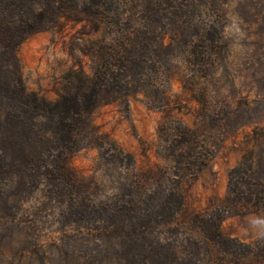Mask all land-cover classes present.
Segmentation results:
<instances>
[{
    "label": "rangeland",
    "instance_id": "obj_1",
    "mask_svg": "<svg viewBox=\"0 0 264 264\" xmlns=\"http://www.w3.org/2000/svg\"><path fill=\"white\" fill-rule=\"evenodd\" d=\"M17 1L0 0V18L3 7H7L14 24ZM137 2L136 14L141 9ZM207 3L203 17L213 19L222 37L221 45L209 47L206 37L199 40L185 24L182 34L170 37L173 20L169 14L163 16L152 27L164 35L168 47L164 61L155 58L159 70L153 79L147 81L144 68L132 74L126 66L108 63L101 95L83 105L79 118L83 120L82 128L73 123L78 139L69 153L62 149L66 164L78 177L79 186L87 191L89 206L98 208L100 201L104 213L74 208L63 215L60 208L65 197L51 196L44 177H39L36 187L31 176H23L22 180L14 173L10 161L17 162V158L7 147L9 137L3 135L0 94V264H105L104 256L111 259L110 249L107 239L97 233L105 230L108 245L118 249L114 242L122 234L120 225L114 226L109 220H121L122 215L116 211L122 210L119 206L126 191L138 189L140 199L152 195L149 201L155 207L162 202L158 190L175 183L183 194L186 211L206 207L211 213L222 214L219 229L225 236L244 242L264 238V209L233 210L232 201L237 198L229 180L231 167L248 156L259 176L264 174V0ZM68 4L76 6L75 18L60 17L55 24L43 15L44 27L28 33L15 48L25 91L49 105L61 103L63 96L70 98L78 86L88 92L89 85L85 87L75 76L80 75V69L93 76L97 68H103L101 50L113 52L116 38L128 25L99 21L94 11L103 9L104 4L95 6L91 0H71ZM30 8L34 13L43 12L37 2H31ZM193 12L196 18V9ZM2 39L3 31V67ZM188 39L199 44L198 54L209 50L200 70H193L191 57H186L191 43ZM125 48L131 45L127 43ZM5 62L12 68L11 60ZM34 121L51 139L49 128L54 122L41 114ZM183 123L197 131L202 145L199 153L189 158L192 161H186V174L177 177L185 160L177 163L169 145L171 140L181 139L176 126ZM56 151V145L50 148L52 154ZM70 195L73 201L78 199L73 188ZM234 205L240 207L238 202ZM108 210L116 214L105 215ZM157 214L152 213L145 221L147 235L183 241L186 228H175L168 217Z\"/></svg>",
    "mask_w": 264,
    "mask_h": 264
},
{
    "label": "trees",
    "instance_id": "obj_2",
    "mask_svg": "<svg viewBox=\"0 0 264 264\" xmlns=\"http://www.w3.org/2000/svg\"><path fill=\"white\" fill-rule=\"evenodd\" d=\"M68 1L71 0H18L17 9L19 10L15 13L17 21L14 24L12 12H7L6 9L9 8L3 7V17L0 18V32L3 31V67L0 63L3 135L9 137L6 139L7 147L10 154L17 158V162H13L12 159L10 161L14 167V173L22 180L26 176H31L32 184L34 183L36 187L40 183L39 177H44L51 196L65 197L63 200L65 204L60 208L61 214L64 215V212L74 208L79 210L91 208L93 211L104 213L105 207L101 205L100 201L97 203L98 208L93 207L92 209L89 206L88 193L79 186L78 177L67 166L66 154H63L62 149H67L69 153L77 141L76 129L82 128L80 123L83 120L79 118L84 111L83 105L86 101L93 99L95 101L96 97L101 95V83L104 84L106 83L104 81L107 80V64L118 63L126 66L132 71V74H137L144 68L147 71L144 72L147 81L149 82L148 79L152 80V76L159 70L155 58L164 61L166 59L164 53L168 47L164 35L157 33L152 25L160 23L163 16L167 14L173 20V26L169 28L170 37L182 34L183 24L190 27L199 40L204 39L203 36L206 37L209 47L221 45L222 37L219 32H216L213 19L203 17V13L207 10L206 4L211 0H197V3H194L193 0H153L152 4L151 0H91L92 5H106L103 9L94 11V14L97 13L99 21L103 23L125 22L128 24L127 28L120 32L116 38L118 49L114 48L113 52H107V49L101 50L99 54L100 67L103 68H97L93 76L83 73V70L80 69V75L75 76V80L83 83L85 87L89 85L88 92L80 90L81 86H78L70 98L63 96L61 103L49 105L47 101L38 100L34 93L25 91L19 74L15 48L28 33L44 27L43 15L46 20L55 24L59 22L60 17L75 18L77 8L74 5L70 6ZM137 1H140L141 9L136 14L134 8L138 4ZM31 2L41 4L43 12L34 13L30 8ZM194 9L197 11L196 18H193ZM88 11L93 13L91 8ZM138 21H140V27L137 26ZM128 28L131 29L128 30ZM188 41L191 40L188 39ZM127 43L131 45V48H125ZM189 45L186 57H191L190 63H192L193 70H200L206 63L209 50H202V53L198 54L196 46L199 44L193 40ZM211 51L217 52V50ZM5 60H11L12 68L7 66ZM111 78L115 79V76ZM67 102L71 103L69 107ZM37 114L45 115L48 121L54 122L49 128L51 139L40 131V127H37V123L34 121ZM73 123L77 125L76 129ZM192 129L185 123L177 125L176 130L181 139H173L176 142L171 140L172 146L168 144L171 148L170 153L175 155L177 163L185 160L177 177L186 174L185 171L189 169L186 161L191 162L192 159L189 158H194L202 145L198 139L197 131ZM54 145L57 146V151L52 154L50 148ZM176 145H178L177 149ZM254 166L252 157L248 156L244 157V160L237 161L231 167L229 173L231 191L237 198L235 202L232 201L231 208L235 211L264 209V174L260 173L259 176L258 170ZM28 169H32L33 172L27 173ZM232 174L234 175L232 176ZM157 178L158 181L162 180L160 174ZM72 188L78 195L76 201H73L70 195ZM158 191L163 195L162 202L155 207L149 201L152 195L140 199L141 194L138 189L126 191L127 196L119 206L122 210H117L113 206V211L117 210L116 213L120 212L122 215L120 216L121 220L115 223L108 218L115 224L114 226L120 225L122 234L114 242L118 249L108 245L107 236L109 234L105 230L96 232L98 236H104L103 239H107L108 244L106 245L110 249L111 259L109 261V255L104 256L105 264H264V238L260 241L244 242L234 237L225 236L219 229L221 213L217 211L211 213V209L206 207L191 211H186L183 208V194L178 183ZM237 202L240 205L238 208L237 205H234ZM108 211L105 215L116 214ZM154 212L158 213V216L168 217L167 221L175 228L178 226L186 228L183 241L178 240L176 243L175 240H167L159 235L148 236L147 222L145 221ZM179 215L181 219L178 217Z\"/></svg>",
    "mask_w": 264,
    "mask_h": 264
}]
</instances>
